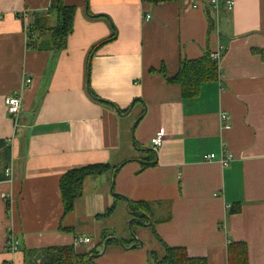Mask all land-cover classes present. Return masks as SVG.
<instances>
[{"label": "crops", "instance_id": "1", "mask_svg": "<svg viewBox=\"0 0 264 264\" xmlns=\"http://www.w3.org/2000/svg\"><path fill=\"white\" fill-rule=\"evenodd\" d=\"M209 1L63 0L76 11L65 49L54 51L30 48L20 20L24 9L29 22L46 13L50 0H0V264L77 237L91 239L74 249L97 251L93 264H150L151 253L163 255L153 232L207 264H228L231 243L246 246L248 264H264V0H233L230 10L221 0L217 13ZM216 51L219 79L183 99L167 79L182 60ZM12 94L22 98L16 128L4 104ZM94 165L115 169L87 177L64 215L60 177ZM130 201L152 213L150 226L133 228L142 246L129 250L135 239L106 222L115 212L131 218ZM102 234L126 249L109 242L99 255ZM9 236L16 253L5 249Z\"/></svg>", "mask_w": 264, "mask_h": 264}, {"label": "trees", "instance_id": "2", "mask_svg": "<svg viewBox=\"0 0 264 264\" xmlns=\"http://www.w3.org/2000/svg\"><path fill=\"white\" fill-rule=\"evenodd\" d=\"M146 3L157 5L160 3L177 2L179 0H142ZM75 7L66 6L63 0H50L49 8L44 14H34L30 23V30L27 33V45L36 50H42L47 47L49 50L59 51L66 47L68 34L72 30ZM50 14L56 15V23L49 26L47 23ZM99 18L100 16H90ZM37 39H42L38 42ZM103 43L95 45L91 52L96 50ZM262 54V53H261ZM164 73L163 71H161ZM217 61L210 58V53L206 52L196 60H182L179 64L176 75L167 79L180 87L181 97L191 99L198 96L202 84L215 82L219 79ZM104 103V102H102ZM153 156L150 157L152 159ZM109 165H94L77 169H72L64 173L58 182L60 198L63 208V214H67L73 209L74 202L82 195L83 182L87 177L97 176L107 170L113 171ZM0 175V180H2ZM117 200H125L116 196ZM6 210L9 211V203L6 204ZM109 210L108 212H110ZM129 211L139 212L149 217L151 215V206L144 202L129 203ZM240 211V204L232 205L228 214H236ZM132 217V216H130ZM142 222H147L143 216H135ZM148 220H150L148 218ZM155 238L163 247V255L157 256L150 254V264H207L204 258L190 257L185 248L169 247L153 232ZM108 236L102 234L100 242L103 243ZM109 242H117L111 239ZM23 264H87V260L93 264V257L98 255L97 251L92 250L87 254H77L74 246H52L36 251L24 250ZM228 264H248L247 248L243 243H231L227 248Z\"/></svg>", "mask_w": 264, "mask_h": 264}, {"label": "built area", "instance_id": "3", "mask_svg": "<svg viewBox=\"0 0 264 264\" xmlns=\"http://www.w3.org/2000/svg\"><path fill=\"white\" fill-rule=\"evenodd\" d=\"M220 2L221 0H210L209 1V7L210 9L214 12L217 13L219 6H220ZM225 4L227 6V8L230 10L232 9V6L234 4L233 0H225ZM29 16H30V12L27 9H24L21 11L20 13V20L23 23V29H24V33L26 34L27 37V33L30 30V23H29ZM149 19L148 15H144V20L147 21ZM210 58L214 61H218L220 58V53L219 51L216 52H212L210 54ZM26 85L28 86L31 83V79L27 78L25 81ZM4 104L6 107V112L7 114L10 116L15 128L19 125V114L21 111V105H22V98L20 95L18 94H12L9 95L5 98L4 100ZM226 120V115L225 114H221L220 115V121L224 122ZM224 128H226V125L223 126ZM163 141V134L161 131L157 132L151 139H150V144L152 147L153 151H156L162 144ZM209 159H213L214 155H210L208 157ZM232 160L231 155H227L226 158H220L219 161L222 165H226L228 162H230ZM4 176L6 178V181H11V169L9 167L5 168L4 171ZM92 241L89 237H77L74 240V247L77 248L81 245H87L90 244ZM6 251L9 253H16L19 251V246H18V241L13 238L12 236L8 237V240L6 242Z\"/></svg>", "mask_w": 264, "mask_h": 264}, {"label": "water", "instance_id": "4", "mask_svg": "<svg viewBox=\"0 0 264 264\" xmlns=\"http://www.w3.org/2000/svg\"><path fill=\"white\" fill-rule=\"evenodd\" d=\"M88 66H89V65H88ZM86 90H87L88 94L90 95V92H89V90H88L87 85H86ZM90 97L93 98L91 95H90ZM113 178H114V176L112 177V182H111V187H110V192H111V193H112V188H113ZM125 210H126V212L128 213V215L132 216L131 219L128 221V227H129V229H131V227H132V223H133V222H135V223H139V224L142 225L143 227H144V226H150V225H151L150 220H148V217H147L145 214H142V213H139V212H131V211H129V202H126ZM135 216H143V217H145V219H147L148 222H147V223H144V222L140 221V220H139L137 217H135ZM130 231H131V230H130ZM109 240H111V238H107V239L103 242V244H102V249H101V252L99 253V255H102V254L105 252L106 247H107V243H108ZM115 240L118 242L119 246H120L122 249H126V247L121 243V241H120L119 239H116V238H115ZM135 241H136V242H135L134 244L130 245L127 249L130 250V249L139 248V247L142 246V242H141L139 239H136V238H135ZM87 264H92V263L90 262L89 259L87 260Z\"/></svg>", "mask_w": 264, "mask_h": 264}, {"label": "rangeland", "instance_id": "5", "mask_svg": "<svg viewBox=\"0 0 264 264\" xmlns=\"http://www.w3.org/2000/svg\"><path fill=\"white\" fill-rule=\"evenodd\" d=\"M126 217L127 216L125 214H122V212L121 213L115 212L112 215V217L110 218V220L108 222H106V223H108V225H110L114 229L113 231L118 236H123L124 237V240L135 239L136 237L134 235L133 228L134 227L136 228L137 225L139 227H142V225H140L139 223H132L135 226L132 225L131 229H129V227H128V221L131 218L127 219Z\"/></svg>", "mask_w": 264, "mask_h": 264}]
</instances>
